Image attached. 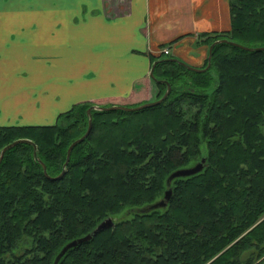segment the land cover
Returning <instances> with one entry per match:
<instances>
[{
    "label": "trees",
    "instance_id": "trees-1",
    "mask_svg": "<svg viewBox=\"0 0 264 264\" xmlns=\"http://www.w3.org/2000/svg\"><path fill=\"white\" fill-rule=\"evenodd\" d=\"M230 9L231 28L207 34L210 46L264 47V0ZM154 74L156 99L172 85L161 104L90 115L94 103L82 102L52 125L0 126V154L20 139L37 148L20 142L0 164V264H264V50L219 42L205 72L165 57ZM115 104L142 103L101 106ZM90 116L66 174L49 179L41 161L59 175ZM203 158L202 171L168 185ZM168 189L165 207L141 211ZM108 217L114 226L56 263Z\"/></svg>",
    "mask_w": 264,
    "mask_h": 264
},
{
    "label": "crops",
    "instance_id": "crops-1",
    "mask_svg": "<svg viewBox=\"0 0 264 264\" xmlns=\"http://www.w3.org/2000/svg\"><path fill=\"white\" fill-rule=\"evenodd\" d=\"M230 28V0H0V126L153 101L162 49L203 68L207 34Z\"/></svg>",
    "mask_w": 264,
    "mask_h": 264
},
{
    "label": "water",
    "instance_id": "water-1",
    "mask_svg": "<svg viewBox=\"0 0 264 264\" xmlns=\"http://www.w3.org/2000/svg\"><path fill=\"white\" fill-rule=\"evenodd\" d=\"M219 42H229L233 45H236L238 47H241L243 49H247V50H264V47H258V48H252V47H248V46H245V45H242L240 43H236V42H233V41H227V40H217L215 41L211 46H210V54H209V58H208V64L206 67H203V68H199V67H195V66H191V65H188L187 63H185L184 61H181L177 58H170L171 60H175V61H178L180 62L181 64H184V65H187L190 69L192 70H195V71H198V72H205L207 71L211 66H212V49L214 47V45H216L217 43ZM158 61H155V63L153 64L152 66V69H151V73H150V76L154 79H156L155 77V74H154V68L156 66ZM164 82L167 83V90L165 91L164 95L159 98V99H156V100H153V101H148V102H145V103H142L140 105H137V106H127V105H111V106H101V105H93L91 106L89 109H88V114L91 115V111L93 109H97V110H101V111H112V110H124V111H129V112H132V111H139V110H142V109H145V108H148V107H152V106H155V105H158V104H161L164 100H166L168 98V96L170 95L171 91H172V85L170 84L169 81H166L164 80ZM92 128H93V121H92V116H90L89 118V126L87 128V131L86 133L79 139L75 140L71 145L70 147L68 148V151H67V159H66V162L64 164V168H63V171L53 177V176H50L47 172V166L44 162L41 161L42 165H43V168H44V172L46 174V176L49 178V179H52V180H58V179H61L65 174H66V171H67V166L70 162V158H71V153L74 149V147L82 142L87 136L90 135L91 131H92ZM20 142H29V143H33L35 145V155H37V148H36V144L30 140V139H20V140H16L10 144H8L7 146H5L3 148V150L1 151V154H0V164L4 158V155L6 153V151L12 147H14L15 145H17L18 143ZM40 161V160H39ZM205 158L202 159L201 162L197 163L196 165L192 166V167H186V168H181V169H178L176 171H174L169 179H168V185L171 184V181L176 178V177H185V176H190V175H194L200 171L203 170L204 168V163H205ZM172 193V189H168L167 192H166V195H165V198L159 200V201H156L154 203H151L149 205H146L144 207L141 208V211L143 212H148L150 210H153V209H156V208H159V207H165L167 205V202L170 198V195ZM115 224V221L112 217H108L106 218L104 221H102L92 232L88 233L87 235L85 236H82L78 239H74L70 242H68L61 250V252L58 254L57 258H56V263L64 256V254L68 251V249L74 247V246H77L78 244L82 243V242H85V241H89L91 240L94 236H96L98 233H100L102 230H104L105 228H108V227H111V226H114Z\"/></svg>",
    "mask_w": 264,
    "mask_h": 264
},
{
    "label": "rangeland",
    "instance_id": "rangeland-1",
    "mask_svg": "<svg viewBox=\"0 0 264 264\" xmlns=\"http://www.w3.org/2000/svg\"><path fill=\"white\" fill-rule=\"evenodd\" d=\"M165 57H168L167 55ZM213 71H215V68H213ZM216 73V72H214ZM216 79L217 75H213ZM156 100V99H155ZM109 104V103H107ZM107 104H103V105H107ZM99 105H102V104H99ZM262 129L264 131V125L262 126ZM196 165V164H195ZM194 166V165H193ZM192 167V166H191ZM135 210V209H134ZM134 210H132L131 212H135ZM131 216V213H123L121 215L118 216L117 220H121V219H124V218H127V217H130Z\"/></svg>",
    "mask_w": 264,
    "mask_h": 264
},
{
    "label": "built area",
    "instance_id": "built-area-1",
    "mask_svg": "<svg viewBox=\"0 0 264 264\" xmlns=\"http://www.w3.org/2000/svg\"><path fill=\"white\" fill-rule=\"evenodd\" d=\"M162 53L168 55L170 53L169 48L162 49Z\"/></svg>",
    "mask_w": 264,
    "mask_h": 264
}]
</instances>
